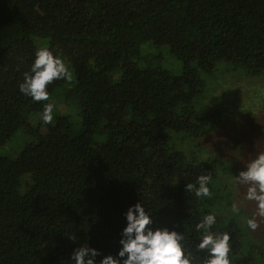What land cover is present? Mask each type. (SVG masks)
<instances>
[{
	"label": "trees",
	"instance_id": "trees-1",
	"mask_svg": "<svg viewBox=\"0 0 264 264\" xmlns=\"http://www.w3.org/2000/svg\"><path fill=\"white\" fill-rule=\"evenodd\" d=\"M39 48L73 74L48 85L72 110L52 103L50 124L32 117L51 102L18 90ZM164 52L178 72L162 66ZM225 67L264 77V0H0V148L18 131L31 139L13 158L0 154V264H71L87 243L115 254L135 202L152 227L182 237L190 264L209 258L195 228L207 214L209 232L229 234L230 264H264V241L246 225L253 218L262 232L264 217L237 180L264 151V129L230 158L201 154L221 110L200 97ZM202 174L210 197L185 189Z\"/></svg>",
	"mask_w": 264,
	"mask_h": 264
},
{
	"label": "clouds",
	"instance_id": "clouds-1",
	"mask_svg": "<svg viewBox=\"0 0 264 264\" xmlns=\"http://www.w3.org/2000/svg\"><path fill=\"white\" fill-rule=\"evenodd\" d=\"M72 78L70 67L60 56L54 55L48 48H39L35 51L29 69L23 74L18 90L33 101H49L48 85L57 80L71 81ZM53 108L52 103L43 104L41 120L44 124L53 121ZM210 179L207 174L199 175L194 183H187L185 189L193 192L196 197H210ZM237 180L249 184L245 199L256 201V215L264 217V151L258 152L246 164ZM232 210L235 212L238 209L233 205ZM122 215L125 223L115 254H102L88 243L80 244L68 256L71 264H190L179 243L182 237L175 231L152 227V216L141 203L128 205ZM215 220L214 215L207 214L195 225L197 230H203L198 248L207 249L209 258L206 264H230L229 234L213 235L208 231ZM246 225L250 230L258 227L253 218L247 219Z\"/></svg>",
	"mask_w": 264,
	"mask_h": 264
},
{
	"label": "rangeland",
	"instance_id": "rangeland-1",
	"mask_svg": "<svg viewBox=\"0 0 264 264\" xmlns=\"http://www.w3.org/2000/svg\"><path fill=\"white\" fill-rule=\"evenodd\" d=\"M169 56L168 52H164L162 66L178 72V63ZM209 79L203 89L200 102L205 106L219 108L221 119L211 126L208 134L200 140L201 154L215 153L226 159L234 153L233 147L237 146L236 144L239 145L241 141L242 143L247 142L244 139L246 133L253 136L262 134L264 129V77H247L243 72H235L225 67L218 69L213 78ZM49 101L54 103L59 114L72 112L62 104L57 95L50 97ZM41 121L39 115L32 117V123ZM45 129V126L40 124V130L44 132ZM29 140L31 139L26 134L18 131L0 148V154L13 158ZM263 143L264 141L261 140V144ZM250 202L253 203L252 209L257 211L256 202L254 200ZM252 231L254 236L264 241V231L260 232L257 228Z\"/></svg>",
	"mask_w": 264,
	"mask_h": 264
}]
</instances>
